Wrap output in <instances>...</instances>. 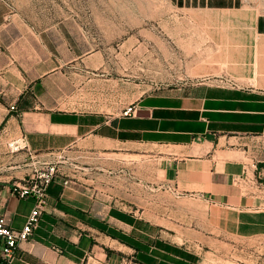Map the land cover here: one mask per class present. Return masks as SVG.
I'll use <instances>...</instances> for the list:
<instances>
[{
  "label": "crops",
  "instance_id": "obj_1",
  "mask_svg": "<svg viewBox=\"0 0 264 264\" xmlns=\"http://www.w3.org/2000/svg\"><path fill=\"white\" fill-rule=\"evenodd\" d=\"M172 1L239 16L207 19L214 57L196 79L120 113L89 111L71 89L73 74L104 70L82 38L88 19H0V217L24 229L36 199L14 189L53 155L80 146L86 171L104 172H58L14 264H205L208 235L264 226V0ZM137 189L171 201L141 209Z\"/></svg>",
  "mask_w": 264,
  "mask_h": 264
},
{
  "label": "rangeland",
  "instance_id": "obj_2",
  "mask_svg": "<svg viewBox=\"0 0 264 264\" xmlns=\"http://www.w3.org/2000/svg\"><path fill=\"white\" fill-rule=\"evenodd\" d=\"M225 16L236 19L239 12L182 8L172 0H0V19H88L82 38L89 53H103L104 70L73 74L71 89L80 92L81 102L91 104L87 110L113 108L117 113L116 109L120 113L159 88L196 79L197 71L206 70L214 57L212 42L205 36L207 19ZM147 149L138 145L135 153L144 154ZM91 157L78 146L50 160L57 164L61 178L85 183L91 174L101 177L104 173L86 171ZM138 192L141 209L158 210L171 201L166 192L155 191L147 197ZM208 236L205 264H264V226L242 236Z\"/></svg>",
  "mask_w": 264,
  "mask_h": 264
},
{
  "label": "built area",
  "instance_id": "obj_3",
  "mask_svg": "<svg viewBox=\"0 0 264 264\" xmlns=\"http://www.w3.org/2000/svg\"><path fill=\"white\" fill-rule=\"evenodd\" d=\"M15 109V107H13ZM136 107H129L124 115L131 116ZM57 165L35 169L30 180L24 186H17L14 193L21 199L35 198L36 205L23 230L13 229L8 216L0 217V264H14L18 258L21 243L30 241L35 230L40 226L42 216L49 206V187L56 181Z\"/></svg>",
  "mask_w": 264,
  "mask_h": 264
}]
</instances>
